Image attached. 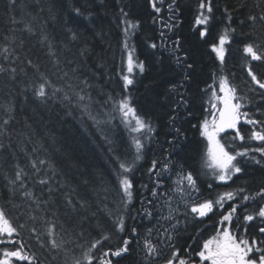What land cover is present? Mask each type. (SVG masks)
Wrapping results in <instances>:
<instances>
[{
  "label": "snow or ice",
  "instance_id": "1",
  "mask_svg": "<svg viewBox=\"0 0 264 264\" xmlns=\"http://www.w3.org/2000/svg\"><path fill=\"white\" fill-rule=\"evenodd\" d=\"M17 2L18 0H8V6L14 8ZM163 4L164 0H150L151 8L157 14L162 11ZM167 7L172 13L170 19L173 22L165 27L171 32L180 23L179 6L176 0H171ZM257 7L260 9L258 12H249L246 20L240 21V25H247L251 29L249 39L237 41V29L231 26L232 16L229 10L224 9L228 26L218 35H214L213 0H199L194 21V27L198 29L196 35L208 49L210 59L217 69L212 75V83L202 89L208 96L205 107L207 115L198 125L199 135L206 141L202 167L207 171L194 175L193 171L185 170L183 166H179L177 171L169 157L165 156L162 160L154 158L147 169L151 188L148 183L137 182L135 172L138 163L144 160L145 150L156 134V126L147 113L141 115L138 112L129 91L136 83L134 69L137 74L146 71L145 62L134 57L135 45L131 43L140 25L128 20V13L121 8L124 18L123 38L120 41L121 64L126 63L127 74L123 69L118 73L122 81L121 94L107 97L109 111L106 123L119 120L128 133V141L124 150L119 151L114 147L115 141L108 135L104 136L108 145L107 151L114 163L110 173L115 190L113 206L110 207L108 203L112 189H104L103 195L98 193L97 199L90 203L88 199L79 196L74 188H69L57 180L55 168H50L45 173L48 176V179H45L41 175L44 171L41 166L48 167V161L45 159L29 161L31 174L36 177L35 183L40 186L37 194L26 183L30 173L17 164L9 183L14 186V193H22L27 220L23 223L14 222L7 210L0 207V264H42L40 256L20 239V229L26 227L28 220L40 224L39 228L33 224L30 229L40 248H47L49 252H55L57 255L65 252L67 244L73 245V253L76 248L82 250L80 256H71V264H121L122 260L127 259L136 249L143 253L141 264H264V187L254 192L242 186L232 187L235 183L234 177L239 179L245 172L243 165L248 160L257 165L264 161V110L254 113L248 106L247 94L241 92L231 81V74L224 72L227 58L233 54L234 44H243L242 58L249 78L244 81V86L248 92L264 99V6ZM73 11L77 16L83 14L79 8ZM10 19L13 24L20 23L14 16ZM153 22L155 23V20ZM24 30L38 36L40 42L48 48L49 55L55 57L54 67H59L61 61L57 51L53 50L55 45L49 36L43 31H34L30 24L25 25ZM68 32L69 43L80 38L79 33L71 28ZM160 37L159 43L146 44V47L152 50L150 55H155L157 49L167 48L174 58L176 74L181 77L179 80L169 81L161 94L168 109V126L175 133L169 145L174 147L178 141L188 139L177 123L182 117L192 114V102L187 93L192 87L191 82L197 69L189 62L187 53L183 52L179 37L171 38L170 47L167 44L169 37H166L164 32L160 33ZM64 47L71 51L68 44ZM86 51L87 49H81L80 55L83 56ZM2 56L10 64L19 60L14 48L4 47ZM25 63L27 67L21 68L20 71L27 75V69H31L36 77L23 89L25 96L30 90L31 96L41 104H47L57 96L68 103L75 100L77 106H82V111L86 112L89 118L97 124L100 123L88 111L92 100L87 91L91 87L88 80L73 83L74 79H79L76 76L79 67L76 60L65 58L64 63L69 66V70L63 71L57 80H53L47 72L41 71L39 64L31 59ZM74 64L77 65L76 68L71 67ZM4 72H8L13 81L19 75L16 67L5 68L0 65V74ZM15 111L14 102L0 106V112L6 117L0 119V154L10 147V144L4 142V137L11 139L8 130L16 119ZM242 124L250 126L246 132L242 129ZM254 154H259L260 158L257 159ZM171 173L176 175V180L172 186L165 187V175ZM201 175L210 176L212 181L227 185L228 190L219 192L215 197H205L199 183ZM206 187L212 190L213 183H207ZM141 191L147 192L148 196L139 199ZM137 203L140 204L139 208L136 207ZM61 209L69 219L76 220L81 228L84 221L96 220V238L89 243L87 250H83L84 245L80 243L84 231L76 233L74 229L66 228L64 222L59 219ZM213 214H218L214 234L204 239L202 246L195 252L198 257V260H195L190 251L179 245V237L187 230L189 223L205 221V218ZM137 216L148 221L155 220L156 224L147 227L141 234L137 227L129 228L127 224L128 219H135ZM249 226L255 227V234L249 231ZM125 233L128 235L122 238L120 246L104 249L105 242L110 241L113 234ZM97 249L101 251L96 252ZM67 256L65 252L64 264H69Z\"/></svg>",
  "mask_w": 264,
  "mask_h": 264
},
{
  "label": "trees",
  "instance_id": "2",
  "mask_svg": "<svg viewBox=\"0 0 264 264\" xmlns=\"http://www.w3.org/2000/svg\"><path fill=\"white\" fill-rule=\"evenodd\" d=\"M170 2L171 0H164L162 11L157 14L153 12L150 0H18L14 8L8 6V0H0V65L5 68L16 67L19 73L15 81L10 78L8 72L0 74V106H6L9 102H14L16 106V119L8 130L11 139L4 137V142L10 144V147L0 154V207L7 210L14 222L23 223L27 220L22 193L20 191L14 193V186L9 183L17 164L30 173L26 183L39 194L40 186L35 183L36 177L31 174L29 163L31 159L47 160L48 167L41 166L44 168L41 175L48 179L45 173L50 168H55L56 179L67 187L74 188L79 196L88 199L90 203L97 199L98 193L103 195L104 189H112L108 203L110 207L113 206L115 190L113 176L110 173L114 163L107 151L108 145L104 141V136L108 135L113 139L114 147L119 151L124 150L128 141V133L120 125L119 120L106 123L109 111L107 97L121 94L122 81L118 77L120 70H124L121 64L120 41L123 38L124 19L121 8L128 13V20L138 22L140 25L131 43L135 45L134 57L146 64V71L143 74H137L134 69L136 83L129 91L138 112L141 115L147 113L156 126V134L145 150V158L137 165L136 181L148 183L151 188L147 169L152 159L162 160L165 156L173 161L174 169L183 166L194 174L207 171L202 167L206 142L199 135L198 125L207 115L205 107L208 96L202 89L212 83V75L217 69L210 59L208 49L196 35L198 29H195L194 21L199 0H176L180 23L171 32L165 27L166 24L173 22L170 19L172 13L167 7ZM257 5L264 6V0H213L214 35H218L228 26L227 14L224 12L227 8L232 16L231 26L237 29V41L248 40L251 29L247 25H240V21L246 20L249 12H258L260 9ZM75 8H79L83 14L77 16L73 11ZM13 16L20 23H11L10 18ZM27 24L32 25L34 31L45 32L53 41L55 45L53 50L57 51L61 61L59 67H54L55 57L49 55L48 48L40 42L38 36L24 30ZM69 28L79 33L80 38L77 41L69 43ZM161 32L169 37L167 40L169 47L171 38H180L183 52L187 53L189 62L197 69L191 82L192 87L187 93L192 102V114L182 117L177 123L188 139L178 141L174 147L169 145L175 133L168 126V109L161 94L169 81L179 80L181 77L176 74L174 58L167 48L157 49L155 55H150L152 50L146 47L150 42L159 43ZM65 44L69 45L71 51L64 47ZM4 47L15 49L19 57L15 64L3 59ZM242 48L243 44H234L233 54L227 58L224 72L231 74V81L241 92L247 94L250 106L254 104L255 111L259 113L264 110L262 107L264 99L259 95L254 97L244 86V81L249 78L242 58ZM81 49H87L83 56L80 55ZM66 57L76 60L79 65L76 73L79 79H74L73 83L87 79L91 85L87 89L92 97L88 111L100 122L99 124L89 118V115L82 111V106H77L75 100L68 103L57 96L47 104H41L31 96L30 90L26 96L23 94L25 86L36 78L31 69H27V75L20 71L21 68L27 67L26 60L31 59L39 64L41 71L47 72L53 80H57L63 71L69 70V66L64 63ZM71 67L76 68L77 65ZM3 118L6 117L0 112V119ZM192 125L197 127L194 128ZM243 167L245 172L239 179L234 177L233 188L242 186L253 192L254 189L264 186L263 162L254 167L248 161ZM173 175L174 173L165 175V185L171 182ZM209 182L213 183L212 190L206 187ZM199 183L201 192L206 197H215L219 192L228 190L227 185L212 181L210 176L201 175ZM145 196H148V193L141 191L139 199ZM136 207L139 208L140 204L137 203ZM225 207L227 208V205ZM59 219L64 222L66 228L74 229L76 233L84 231L80 243L84 245L83 250H87L89 243L96 238V220L84 221L81 228L76 220L69 219L63 214V209L60 210ZM103 222L102 219L101 223ZM146 222V219L137 216L135 219H128L127 224L129 228L137 227L138 232L143 234ZM207 223L210 221L189 223L187 230L179 237V245H183L184 250L192 252L191 254L196 252L199 240L203 237L198 229ZM33 224L37 228L40 227L39 222L28 220L26 227L20 229V239L40 256L42 264H64L65 252L68 254L69 264L72 255L80 256L82 250L76 248L73 253L72 244L65 245V252L58 255L49 252L47 248H40L36 236L30 231ZM127 235L128 233L113 234L112 239L105 242L104 249L120 246L122 238H126ZM100 251L101 249L96 250ZM142 257L143 253L136 249L127 259H123L121 264H141Z\"/></svg>",
  "mask_w": 264,
  "mask_h": 264
},
{
  "label": "flooded vegetation",
  "instance_id": "3",
  "mask_svg": "<svg viewBox=\"0 0 264 264\" xmlns=\"http://www.w3.org/2000/svg\"><path fill=\"white\" fill-rule=\"evenodd\" d=\"M245 132L247 131V129H243ZM254 155H256V154H254ZM257 158V157H256ZM250 162H251V164L255 167L257 164H255L252 160H250ZM263 163H264V161H262ZM264 187V186H263ZM259 189V188H258ZM255 191V189L253 190V192ZM216 215V216H215ZM213 214L211 217H209V218H207L206 220H208V221H215L216 223H212V224H209V225H207V227L206 228H204V229H202L201 230V234H202V236H203V239L202 240H199V247H198V250H199V248H200V246H202V243H203V241H204V239H206V238H209L211 235H213L214 234V231L213 232H211V230H208V228H215L216 227V224H217V220H218V214ZM249 231L251 232V233H253V234H255V232H256V229H255V227H252V226H249ZM196 242H194V244H195ZM197 250V251H198ZM192 256H193V258L195 259V260H198V257L197 256H195V253H193L192 254Z\"/></svg>",
  "mask_w": 264,
  "mask_h": 264
},
{
  "label": "rangeland",
  "instance_id": "4",
  "mask_svg": "<svg viewBox=\"0 0 264 264\" xmlns=\"http://www.w3.org/2000/svg\"><path fill=\"white\" fill-rule=\"evenodd\" d=\"M123 66H124V70H125V74H127L126 73V63L125 64H123ZM206 142V141H205ZM176 180V176H175V178H174V180L172 181V185L174 184V181ZM170 184H171V182H170ZM169 187V186H168ZM147 223H148V226H146L144 229H143V233L146 231V228L147 227H152L153 225H155L156 224V221L155 220H153V221H147ZM166 226V225H165ZM142 234V233H141Z\"/></svg>",
  "mask_w": 264,
  "mask_h": 264
}]
</instances>
